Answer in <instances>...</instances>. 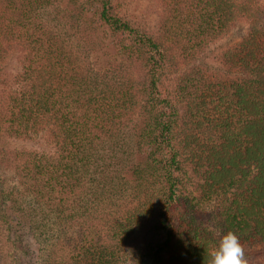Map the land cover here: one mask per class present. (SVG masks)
Here are the masks:
<instances>
[{
    "label": "trees",
    "instance_id": "trees-1",
    "mask_svg": "<svg viewBox=\"0 0 264 264\" xmlns=\"http://www.w3.org/2000/svg\"><path fill=\"white\" fill-rule=\"evenodd\" d=\"M64 1L109 68L48 19ZM163 1L153 33L118 0H0V140L55 145L0 147V264L31 234L51 242L41 264H207L213 222L264 245V0ZM242 21L222 56L233 78L182 70Z\"/></svg>",
    "mask_w": 264,
    "mask_h": 264
},
{
    "label": "rangeland",
    "instance_id": "rangeland-1",
    "mask_svg": "<svg viewBox=\"0 0 264 264\" xmlns=\"http://www.w3.org/2000/svg\"><path fill=\"white\" fill-rule=\"evenodd\" d=\"M119 3L124 7V13L129 14L131 17H136L142 23L147 25V29L153 33H158L160 20L165 10V5L163 0H118ZM59 7H51L49 13L47 14L48 19L52 24L59 27L61 33L70 42V45L82 53L84 56L90 55V59L93 62H98L100 65L107 68L109 66L106 61H109L106 57L102 59V55L97 53L100 47L98 46V41L95 39L96 36L93 34L88 25H81L80 29L76 25L70 23V19L66 18L64 10L69 8V3L67 1L58 2ZM57 3V4H58ZM62 8V9H61ZM64 11V12H63ZM66 18V19H65ZM82 21L83 20H77ZM82 22L80 24H82ZM248 24L244 21L239 22L227 35H224L212 42L205 48L197 57V59L191 63L188 67H184L182 70H189L190 68H199L208 71L213 74H218L226 78H233L226 71V67L223 65L222 56L223 53L231 46L240 42L247 34ZM22 51H20L16 46L11 49L10 54L6 57L2 64L1 72L5 76L12 80H15L18 75L23 72L24 60ZM97 55L101 59H97ZM113 61V60H112ZM114 63V62H111ZM111 66V65H110ZM109 66V67H110ZM108 67V68H109ZM176 74H171V80ZM17 76V77H16ZM16 77V78H14ZM173 82V81H172ZM8 83V82H6ZM11 85L13 88L17 86ZM0 147H5L11 150H36L40 152H53L55 145L50 142L49 137L45 131L39 132L37 134H32L31 136L25 138H8L0 140ZM208 231L212 233L213 237L216 239V244L219 246L221 241L220 232L213 222L208 227ZM37 235V234H36ZM44 238L40 236L32 235L29 236L25 247L28 246L29 250L23 251L18 246L12 245L11 242L7 245L8 251L5 253L4 261L2 264H41V260L37 259L38 249H42L41 255H43V248L49 247L51 242L42 241ZM15 240L19 245V238L15 236ZM21 244V243H20ZM22 246V244H21ZM244 248V258L247 264H264V245L258 246H243Z\"/></svg>",
    "mask_w": 264,
    "mask_h": 264
},
{
    "label": "clouds",
    "instance_id": "clouds-1",
    "mask_svg": "<svg viewBox=\"0 0 264 264\" xmlns=\"http://www.w3.org/2000/svg\"><path fill=\"white\" fill-rule=\"evenodd\" d=\"M207 264H247L239 237L231 231L224 235Z\"/></svg>",
    "mask_w": 264,
    "mask_h": 264
}]
</instances>
